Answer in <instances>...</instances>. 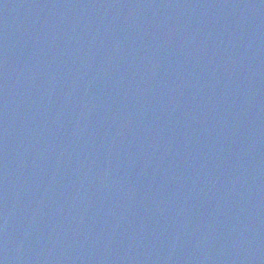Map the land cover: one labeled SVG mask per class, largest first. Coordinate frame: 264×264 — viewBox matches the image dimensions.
<instances>
[{
  "label": "water",
  "instance_id": "1",
  "mask_svg": "<svg viewBox=\"0 0 264 264\" xmlns=\"http://www.w3.org/2000/svg\"><path fill=\"white\" fill-rule=\"evenodd\" d=\"M0 264H264V0H0Z\"/></svg>",
  "mask_w": 264,
  "mask_h": 264
}]
</instances>
